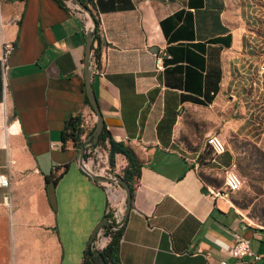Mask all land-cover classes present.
Listing matches in <instances>:
<instances>
[{"label": "crops", "instance_id": "obj_1", "mask_svg": "<svg viewBox=\"0 0 264 264\" xmlns=\"http://www.w3.org/2000/svg\"><path fill=\"white\" fill-rule=\"evenodd\" d=\"M243 3L92 0L87 7L95 20L88 82L102 128L139 164L123 215L115 182L77 168L78 135L61 139L70 117L86 119L87 134L94 123L83 91L81 11L63 0H0V41L12 44L0 59V173L8 179L0 219L7 208L15 232L29 235L33 264L91 263L86 240L103 215L108 234L118 232L117 264H251L227 255L232 232L259 255L253 264H264V226L244 221L218 194L230 151L209 159L203 149L209 133H247L246 94L233 78L253 36ZM101 143L107 147L106 138ZM111 158L119 175L125 158ZM107 187L117 202L104 212ZM42 240L48 245L39 251Z\"/></svg>", "mask_w": 264, "mask_h": 264}, {"label": "rangeland", "instance_id": "obj_2", "mask_svg": "<svg viewBox=\"0 0 264 264\" xmlns=\"http://www.w3.org/2000/svg\"><path fill=\"white\" fill-rule=\"evenodd\" d=\"M243 2L249 17L248 30L253 36L248 42L246 60L238 59L233 65V78L235 88L246 94L243 109L247 114V133L237 137L227 132L219 138L230 151L233 169L241 182L236 191L226 193L230 203L244 221L264 226V0ZM203 149L208 150L206 146ZM31 243L29 235L15 232L6 208L5 218L0 219V264H33L32 254L37 250ZM46 245L42 240L39 251ZM44 256L47 261L48 253Z\"/></svg>", "mask_w": 264, "mask_h": 264}, {"label": "built area", "instance_id": "obj_3", "mask_svg": "<svg viewBox=\"0 0 264 264\" xmlns=\"http://www.w3.org/2000/svg\"><path fill=\"white\" fill-rule=\"evenodd\" d=\"M63 3L66 5H72L76 7L73 3L68 0H63ZM78 9V8H77ZM82 13V12H81ZM83 15V14H82ZM12 44L5 41H0V59L3 60L11 51ZM91 61L94 60V55L90 53ZM90 61V67H91ZM153 68L154 70H160L162 68L161 64V56L154 55L153 58ZM77 129H78V137L82 140L87 134V127L89 126L86 119H80L77 121ZM204 142L211 150L212 155L219 154L224 151V146L222 140L215 133H209L205 138ZM84 161L87 167L94 173H99L97 171H101L100 173H113L117 174L111 167L107 159V147L103 143L95 142L92 146H90L86 152L84 153ZM96 170V172H95ZM240 179L237 173L233 169V164H228L223 169V175L221 180V191L218 193L219 195H226V193L233 192L240 187ZM8 179L5 173H0V187H7ZM115 190L118 191V195H120V200L122 199L123 191L122 188L115 184ZM107 192V199L104 206L103 211L107 212L110 207L116 204L117 200L113 199V197L109 196L108 187L105 189ZM216 194V193H215ZM7 200L6 196L2 197V202L5 203ZM119 204V203H118ZM109 234L108 231L100 226L94 235L92 246L97 250L101 251L105 244L108 242ZM227 255L229 257L235 259L245 258L251 264H253L256 260H258L259 255L254 253L248 245L247 239L238 235L235 232L231 233V243L227 249ZM84 264H92V263H84ZM218 264H227L225 260H220Z\"/></svg>", "mask_w": 264, "mask_h": 264}, {"label": "water", "instance_id": "obj_4", "mask_svg": "<svg viewBox=\"0 0 264 264\" xmlns=\"http://www.w3.org/2000/svg\"><path fill=\"white\" fill-rule=\"evenodd\" d=\"M69 2L73 3L83 14L84 17V40H83V55H82V68H83V91L86 98V101L93 111L94 114V123L89 131V133L79 142L77 151H76V166L77 168L83 173L85 177L93 181H112L117 183L123 191L122 199L119 202V205L122 208L123 215H125L128 206H129V199H130V192L128 189L127 184L120 178L118 174L113 173H106L105 175L100 176L92 172L84 161V153L86 150L92 146L97 139V135L102 127L101 118L97 109V105L95 103V99L93 94L89 88V71H90V61H91V41L94 36V28H95V20L92 17L89 9L85 7L83 4L79 2V0H68ZM107 216L103 215L91 228L88 238L86 240L87 249H85V253L89 258V261L92 264H105L101 258L100 252L97 251L92 246V240L95 235L96 230L107 223Z\"/></svg>", "mask_w": 264, "mask_h": 264}, {"label": "trees", "instance_id": "obj_5", "mask_svg": "<svg viewBox=\"0 0 264 264\" xmlns=\"http://www.w3.org/2000/svg\"><path fill=\"white\" fill-rule=\"evenodd\" d=\"M81 4L85 7L92 8V0H79ZM96 56V54H95ZM77 120L76 118H68L64 124L63 129L61 130V139L68 137L74 142H78L77 139ZM106 138L107 143V159L110 165H112V153L118 152L122 154L125 158V165L121 168L119 172L120 178L127 184L129 192L132 190V184L137 177L139 164L131 155L130 151L122 146L120 143L114 142L107 134L104 129L101 127L96 142L101 143L103 139ZM204 145L208 148L207 151H204V154H208V158L210 159L212 154L210 148L204 142ZM242 172V171H241ZM46 182V180H45ZM236 191V190H235ZM118 232L109 233V240L100 251L101 258L105 264H117L116 260V250H117V237Z\"/></svg>", "mask_w": 264, "mask_h": 264}]
</instances>
